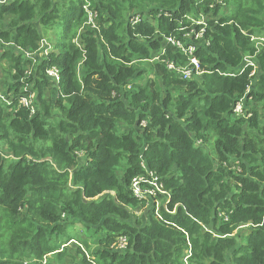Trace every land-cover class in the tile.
Masks as SVG:
<instances>
[{"label": "trees", "instance_id": "1", "mask_svg": "<svg viewBox=\"0 0 264 264\" xmlns=\"http://www.w3.org/2000/svg\"><path fill=\"white\" fill-rule=\"evenodd\" d=\"M191 31L202 34L193 55L167 40L189 47ZM253 36L264 38V0L0 3V47L12 45L0 56V264H264V48ZM193 58L199 79L168 68ZM148 171L175 212L141 223L132 182ZM75 225L92 241L66 231Z\"/></svg>", "mask_w": 264, "mask_h": 264}, {"label": "built area", "instance_id": "2", "mask_svg": "<svg viewBox=\"0 0 264 264\" xmlns=\"http://www.w3.org/2000/svg\"><path fill=\"white\" fill-rule=\"evenodd\" d=\"M8 0H5L4 2L0 3H5ZM96 13L95 12H89V16L90 19L95 16ZM139 18H136L135 20H138ZM198 22H203L198 21ZM203 31V30H202ZM202 36V34L197 35V37ZM187 37H189V35H187ZM169 42L175 44L176 46H178L180 49H182L184 52L193 55L194 50H195V46H193L194 44H192L189 47H186L185 43H183L182 41H175L174 38L169 37L167 39ZM253 40L256 41V45L259 47V49L264 48V38L260 37V36H253ZM44 42V40H43ZM46 46H50V44L48 42H46ZM45 46V47H46ZM46 49V48H45ZM20 50V49H18ZM24 53L27 56H35L40 57L39 53L42 54V57L45 56L47 54V51L44 50L42 52H31V51H24ZM38 53V54H37ZM246 62L248 63L249 66H252L254 69L251 72V76L255 74V70H256V63L254 62L253 58L251 56L246 57ZM168 68L171 69L172 71H174L177 75L181 76L184 79H192L194 77L195 74H202V68L201 65L199 63V60L196 58H193L190 62V64L185 65L184 67H178L176 64L174 63H167ZM47 75L48 77L58 85V83L61 80V74L60 71L57 67H51L49 69H47ZM19 104L22 106H26V107H30L32 106V100L30 97L28 96H22V98L19 101ZM243 102L239 101L236 103L235 105V109L234 112L236 114H241L243 113ZM148 175H144V176H139L133 179L132 182V191H133V195L138 197V198H142L146 201V205L148 206L150 204V202L152 201V207H153V213L159 218L162 219V213H161V207H160V203H159V197L160 196H167L169 200L170 199V193L166 190H164L162 183L159 181L158 177L156 176V174L153 171H148L147 172ZM167 211H169L170 213H174L175 210H170L166 201V206L164 207ZM128 245V239L127 237H120L119 241L117 243V248L118 250H122L125 249Z\"/></svg>", "mask_w": 264, "mask_h": 264}, {"label": "rangeland", "instance_id": "3", "mask_svg": "<svg viewBox=\"0 0 264 264\" xmlns=\"http://www.w3.org/2000/svg\"><path fill=\"white\" fill-rule=\"evenodd\" d=\"M4 1H5V0H1V2H4ZM201 18H202L201 20H202L203 22L206 21V17L201 16ZM195 33H196V32H195ZM51 34H52V36H51ZM188 34L191 35V36L187 37V39H189L187 42H188V43H193V44H195V42L198 41L199 38H198V37L195 38L194 36H192V31H191L190 33H188ZM54 37H55L54 32L50 31L49 38H47V42H48V40L53 39ZM52 42H53V41H51L50 44H52ZM42 43H43V44H42L43 47H45V46H46V39H44V42H42ZM42 45H41V47H42ZM7 47H8V48H9V47H12V45H10V46H6V47H4V48H3V47H0V56L3 54V50H4V49H7ZM13 47H14V46H13ZM37 54H38V53H37ZM39 56L42 57V54L39 53ZM184 66H185V65H179L178 67H184ZM7 67H8V63H7V61H5V60H0V95H2L3 84L6 82V80L4 79V76H5V71H4V69L7 68ZM201 75H202V74H195L194 77H193L192 79H199ZM55 93H56V91L53 89V91H51V95H52V94L54 95ZM167 199H168L167 196H160V197H159V203H160V207H161V209L164 208V207L166 206V201H168ZM151 212L153 213L152 201L150 202V204H149L148 206L145 205L143 208H141V209H136V210L133 211V213H134V215H135V218L139 219L141 223H147V222H149V217H150V215H152ZM250 227H254V226H251L250 223L247 224V225H246V224H245V225H241L240 228H239V231L236 230V231L234 232V234H232V235H235L236 237H238L239 241H241L242 239H244V236H240V237H239V234H240L243 230H247V228H250ZM66 231H67L70 235H73V236H75V237H77V238L82 237L83 239H88V240L92 241L90 234L87 233V232L85 231V229H84L82 226L75 225V226H73V227H68V228L66 229ZM247 231H250V230H247ZM247 231H244L245 234L248 233ZM79 239H80V238H79ZM89 257L92 259L90 253H89ZM70 259H71L70 257H66V258H65L66 261H69Z\"/></svg>", "mask_w": 264, "mask_h": 264}]
</instances>
